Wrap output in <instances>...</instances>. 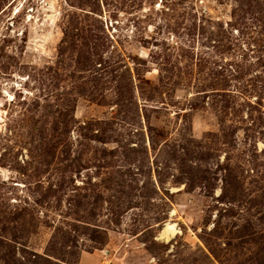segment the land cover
Here are the masks:
<instances>
[{
    "label": "rangeland",
    "instance_id": "obj_1",
    "mask_svg": "<svg viewBox=\"0 0 264 264\" xmlns=\"http://www.w3.org/2000/svg\"><path fill=\"white\" fill-rule=\"evenodd\" d=\"M0 264H264V0H0Z\"/></svg>",
    "mask_w": 264,
    "mask_h": 264
},
{
    "label": "bare ground",
    "instance_id": "obj_2",
    "mask_svg": "<svg viewBox=\"0 0 264 264\" xmlns=\"http://www.w3.org/2000/svg\"><path fill=\"white\" fill-rule=\"evenodd\" d=\"M174 233H176V231L175 230H170L168 225H166L164 227V229L162 230L161 235H165L166 237H168L170 234L173 235Z\"/></svg>",
    "mask_w": 264,
    "mask_h": 264
}]
</instances>
